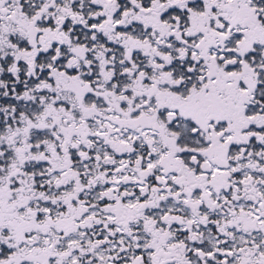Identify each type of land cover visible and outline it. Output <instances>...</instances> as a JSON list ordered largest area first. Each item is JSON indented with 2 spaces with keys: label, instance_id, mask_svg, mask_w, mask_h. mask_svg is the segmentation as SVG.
Returning <instances> with one entry per match:
<instances>
[{
  "label": "snow or ice",
  "instance_id": "1",
  "mask_svg": "<svg viewBox=\"0 0 264 264\" xmlns=\"http://www.w3.org/2000/svg\"><path fill=\"white\" fill-rule=\"evenodd\" d=\"M0 264H264V0H0Z\"/></svg>",
  "mask_w": 264,
  "mask_h": 264
}]
</instances>
